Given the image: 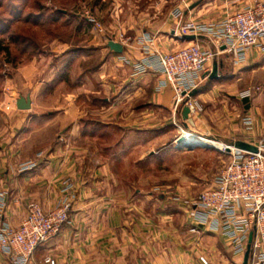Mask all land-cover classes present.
<instances>
[{
	"label": "crops",
	"instance_id": "obj_1",
	"mask_svg": "<svg viewBox=\"0 0 264 264\" xmlns=\"http://www.w3.org/2000/svg\"><path fill=\"white\" fill-rule=\"evenodd\" d=\"M255 2L260 0H227L223 5L226 9L241 10L254 5ZM211 4L207 0H190L179 8L184 12L186 21L204 22L208 21L203 19L207 18L203 17L205 10ZM195 5L197 6L191 9ZM173 12L162 25H156L155 22L143 23L142 26H148L150 29L136 31L129 39L130 42L123 46V54L118 57L120 59L127 57L133 62L145 58V48L137 44L138 39L144 34L153 37L151 48L162 54L186 46L185 43L172 38L175 26ZM200 45L205 49L215 48L213 41L203 38ZM68 50V46H61L51 53L57 52L55 57L53 56L55 59L69 54L73 57L71 61H76L80 56L86 61L91 57V53L86 49L80 50L77 54L78 51ZM99 53L107 56L111 54L106 47L99 49ZM256 54L263 53L254 51L248 62ZM223 56L224 59L227 57L223 54L216 60L220 75L225 69L224 61L220 59ZM117 59L114 60V66L111 64L112 60L104 62L101 71L97 72V78L100 80L98 83H95L93 73L83 74L86 82H90L88 84L93 87V90L86 91L85 95L89 97L91 94L93 97L102 92L113 93L115 96L113 100H104L110 108L136 106L133 113H128L126 108L123 113L120 111L117 117L122 123L131 122L134 118V124L136 126L139 124V127L130 133H124L126 139L135 137L143 143V138L147 136L154 139L166 136L169 133L168 128L174 127L176 123L187 128L183 113H174L173 91L170 88L158 91V85L163 80L161 75L152 72L132 78L130 67L119 64L116 62ZM54 68L47 72L48 74L45 73V69L43 71L35 65L25 69L23 82L18 86L12 85L10 94L18 95L17 91L22 90L23 97L28 98L26 103L30 108L23 113L11 109L7 115L5 113L0 117V122L7 123L9 128L5 139L1 136L4 129L0 123V195L6 197L7 203L0 222L5 221L14 227L18 226L33 204H39L47 211L53 209L64 198L63 183L67 179L73 181V185L77 187V200L70 213L69 222L57 237L37 250L35 263L44 264L46 257H52L58 264H202L200 257L203 256L208 259L209 264H243L244 258L234 256L220 235L203 229L199 234H192L190 229L194 222L190 213L187 227L174 225L171 221H167L166 224L158 215V206L155 205L158 200L152 194L151 196L140 194L132 204V201L128 202L123 194L115 192L116 186L123 183L113 172L114 168L109 161L106 157H97L93 152H89L87 148L89 146L80 144L95 137L88 129L89 123L95 122L92 121V115L82 114L79 110V98L85 95L83 96L80 91L77 96L71 94L70 98L68 94L62 93L65 67L63 65L59 71L55 66ZM105 77H110L113 81L108 83L104 81ZM77 85H74L72 92L74 89L78 90ZM99 85L102 86V91L95 89ZM217 88L205 90L195 99L208 102L215 96ZM9 99L14 101L11 97ZM110 112H108L110 116L104 115V120L114 116ZM163 112L167 113L166 118L161 116ZM251 119L253 121V118ZM163 122L167 123L163 128H167L165 131L159 127ZM147 124L152 128L156 126L157 129L149 130L145 128ZM106 126L109 127L110 124ZM52 128L55 130L50 134ZM246 129L242 141L253 143L250 137L260 133L257 131L255 133L254 121L252 129L249 130L247 126ZM262 129L264 132V125ZM123 131L127 130L119 133ZM47 133L49 139L45 140L44 146L38 147L35 139L43 140ZM139 161L141 163L144 159L141 158ZM33 162L37 164L36 168L22 172L25 164ZM172 217L174 218L170 216L167 219L172 220ZM213 239L219 240L222 247L213 245L208 251L204 243ZM0 264H13L12 259L3 253L1 248Z\"/></svg>",
	"mask_w": 264,
	"mask_h": 264
},
{
	"label": "rangeland",
	"instance_id": "obj_2",
	"mask_svg": "<svg viewBox=\"0 0 264 264\" xmlns=\"http://www.w3.org/2000/svg\"><path fill=\"white\" fill-rule=\"evenodd\" d=\"M188 1L190 0H0V117L5 113L7 115L11 109L22 113L25 111L20 104L28 101V98L23 97L24 92L18 90V95L14 94L15 97L10 92L12 85H21L23 72L33 65L42 68L43 71L45 69V73L55 69L54 66L59 71L64 65L65 79L62 93L68 94L70 98L72 95L77 96L80 91L84 96L86 91L93 90L83 74L93 73L92 77L95 83H98L100 80L99 77L97 78V72L101 71L104 62L109 60H112L111 64L114 66V60L118 58L116 62L130 67L131 77L137 78L133 75L132 67L121 61L118 57L120 54L110 48V43H117L123 47L130 42L129 39L136 34V31L143 28L150 29L148 26H142L143 23L155 22L156 25H162L168 20L171 12L180 10L179 7ZM207 1L212 4L205 10L203 17L207 18H202L208 21L201 23H216L242 10L226 9L223 2L227 0ZM92 20L97 21L100 27H96ZM18 36L22 38L21 42L16 40ZM61 46H68V51H78L76 54L86 49L91 53V57L87 61L82 60V56L76 61H71L73 57L68 54L63 58L55 59L54 55L57 52L55 54L51 52ZM105 47L111 52V57L99 53V49ZM221 57L225 68L221 79L212 83L206 80L198 89L205 91L218 87L215 96L208 102L199 101L202 112L186 121L187 128L176 123L174 127L168 128L169 133L166 136L158 139L147 136L143 138L142 143L135 137L127 139L124 137L125 132L130 133L139 127V124L137 126L134 124V118L131 122L129 119L127 120L129 122L122 123L117 117L126 108L128 113H133L136 106L110 108L104 100H113L115 98L113 93L102 92L98 96L92 97L89 94V97L85 95L79 98L80 113L85 115L89 113L93 117L92 121H95L90 122L88 128L95 137L84 141L83 144L80 142L81 146H89L87 147L89 152H93L97 157H106L111 167L115 169L113 172L123 183L116 186L115 192L123 194L128 202L132 201L131 203L134 204L133 201L140 194L149 196L152 194L159 201L155 204L158 206V215L166 224L167 221H171L174 225L187 227L188 213L191 215L194 202L201 193L211 187V181L230 162V156L220 152L217 147H215L217 149L195 147L193 151L182 149L178 143L181 137L189 144L188 133H192L204 140L217 141L218 143H215L219 145H232L231 142L242 141L245 138L247 129L244 120L251 117L255 124V133L260 132L250 137L251 142L264 140L262 129L264 54L253 55L248 63L238 66L233 64L228 55L225 59L224 56ZM101 79L103 81L102 77ZM104 81L111 83L113 80L105 77ZM76 84L79 86L78 90L74 89L72 92ZM100 85L95 89L102 91ZM10 97L14 101H11ZM109 111L114 116L104 120V115L110 116ZM161 116L166 118L167 113L163 112ZM0 123L4 129L1 131L3 132L1 136L6 139L8 124ZM107 124L110 126H106ZM165 125H167L165 122L159 124L160 129ZM155 127L145 125L149 130L157 129ZM53 130L55 128H52L50 134ZM122 130L127 131L119 133ZM47 135L48 133L45 139L41 138L42 141L35 139L38 147L45 145V140L49 139ZM141 158L144 161L140 163ZM28 164L36 163L25 165ZM73 195L74 205L77 200L75 184ZM170 216L174 218L168 220ZM204 245L208 251L213 245L222 247L219 240L215 239L206 241Z\"/></svg>",
	"mask_w": 264,
	"mask_h": 264
},
{
	"label": "built area",
	"instance_id": "obj_3",
	"mask_svg": "<svg viewBox=\"0 0 264 264\" xmlns=\"http://www.w3.org/2000/svg\"><path fill=\"white\" fill-rule=\"evenodd\" d=\"M172 17L175 21L173 38L185 43L186 47L162 54L151 48L153 37L144 34L137 44L145 48L146 57L134 63L124 57L121 61L132 67L134 77L152 72L161 75L163 80L158 91L167 88L173 91L174 113L181 114L187 107L192 117L202 112V108L199 101L189 96L206 80L205 76L212 72L219 56L228 55L238 66L245 65L254 51L264 54V1L216 23L186 21L184 12L177 9ZM91 22L100 27L97 21ZM187 36L213 41L215 49L203 48L200 41L183 42ZM245 124L252 129L250 117L246 118ZM249 144L257 147L258 153L241 151L226 144L218 149L230 156V162L194 202L191 211L194 225L190 232L199 234L203 229L220 235L233 255L241 258L245 257L253 233L249 264H264V140ZM202 148L212 147L203 145ZM36 167V164H28L21 170L26 172ZM73 190V183L66 180L63 183L64 198L53 209L47 211L41 205L33 204L18 226L0 222V248L13 264H36L37 250L57 237L69 222L75 198ZM6 205V197L1 194L0 219ZM200 261L209 264L206 257H200ZM44 264L58 263L52 257H46Z\"/></svg>",
	"mask_w": 264,
	"mask_h": 264
},
{
	"label": "water",
	"instance_id": "obj_4",
	"mask_svg": "<svg viewBox=\"0 0 264 264\" xmlns=\"http://www.w3.org/2000/svg\"><path fill=\"white\" fill-rule=\"evenodd\" d=\"M197 5L193 6L191 9H194ZM202 39V37H195V36H187L183 39V42H196V41H200ZM110 48L116 52L117 54H121L123 52V47L120 45V44H117V43H110ZM205 79L208 80V81H219L221 79V75H220V71H219V65L218 63H214L213 65V70L210 74H207L205 76ZM200 94V90H196L194 91L189 97L190 98H196L198 95ZM21 106H22V109H29L30 106L29 104L25 103V102H21L20 103ZM189 114H190V110L189 108L185 107L183 109V120L186 122L189 120ZM178 143L181 145L180 147L182 149H187L189 151H193V149H195L196 146H194L193 144H189V143H186L183 139V137H181L179 140H178ZM233 147H235L236 149L238 150H241V151H245V152H249V153H258V148L247 143V142H243V141H238V142H235L232 144ZM181 148H178L179 150H182ZM253 237H254V234L252 233L250 235V239H249V245H248V249H247V252L245 254V257H244V263L243 264H249V260H250V252H251V244L253 242Z\"/></svg>",
	"mask_w": 264,
	"mask_h": 264
},
{
	"label": "bare ground",
	"instance_id": "obj_5",
	"mask_svg": "<svg viewBox=\"0 0 264 264\" xmlns=\"http://www.w3.org/2000/svg\"><path fill=\"white\" fill-rule=\"evenodd\" d=\"M189 122H191V121H189ZM188 134H189L188 141L190 142V144H193L196 147H202L203 145H207V146H210L212 148L217 147L219 149H221L223 147V145L216 144L214 141L213 142L206 141L207 139L204 140L203 138L197 137L196 135H194L192 133H188Z\"/></svg>",
	"mask_w": 264,
	"mask_h": 264
},
{
	"label": "trees",
	"instance_id": "obj_6",
	"mask_svg": "<svg viewBox=\"0 0 264 264\" xmlns=\"http://www.w3.org/2000/svg\"><path fill=\"white\" fill-rule=\"evenodd\" d=\"M16 38H17L16 40H18L19 42L22 41V38H20V36H18V37H16ZM9 53H10V51H9ZM212 82H214V81H211V82L209 81V83H212ZM201 92H203V91H200V93H201Z\"/></svg>",
	"mask_w": 264,
	"mask_h": 264
}]
</instances>
